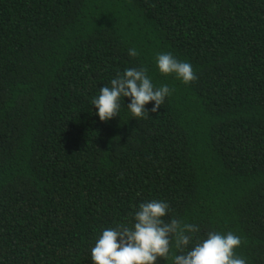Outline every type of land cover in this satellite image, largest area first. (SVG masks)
I'll return each mask as SVG.
<instances>
[{
	"label": "trees",
	"instance_id": "trees-1",
	"mask_svg": "<svg viewBox=\"0 0 264 264\" xmlns=\"http://www.w3.org/2000/svg\"><path fill=\"white\" fill-rule=\"evenodd\" d=\"M166 52L198 79L161 73ZM129 68L171 94L101 121L92 99ZM152 200L199 226L187 250L232 232L264 264V0H0V264H94Z\"/></svg>",
	"mask_w": 264,
	"mask_h": 264
},
{
	"label": "clouds",
	"instance_id": "clouds-1",
	"mask_svg": "<svg viewBox=\"0 0 264 264\" xmlns=\"http://www.w3.org/2000/svg\"><path fill=\"white\" fill-rule=\"evenodd\" d=\"M128 54L136 57L138 52L130 48ZM156 63L161 73H174L185 84L198 79L190 63L178 60L170 52L159 53ZM171 92L167 85L156 88L146 68H129L113 78L110 86L101 87L91 103L98 110L100 120L106 122L119 115L121 99L130 97L127 108L132 117L140 120L149 114L146 104L154 101L150 111L155 113ZM168 211L169 204L164 201L140 203L133 226L118 224L102 232L91 249V260L94 264H157L158 258L168 259L174 242L179 254L173 255V264H246L245 259L235 255L234 250L242 241L232 232L209 231L205 239L187 250L200 228L175 218L166 222L163 218Z\"/></svg>",
	"mask_w": 264,
	"mask_h": 264
}]
</instances>
